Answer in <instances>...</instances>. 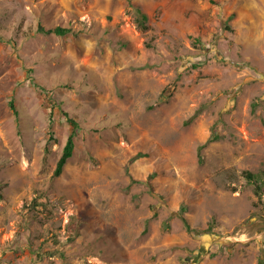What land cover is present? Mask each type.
Instances as JSON below:
<instances>
[{
    "label": "rangeland",
    "instance_id": "obj_1",
    "mask_svg": "<svg viewBox=\"0 0 264 264\" xmlns=\"http://www.w3.org/2000/svg\"><path fill=\"white\" fill-rule=\"evenodd\" d=\"M246 170L264 0H0V264H264Z\"/></svg>",
    "mask_w": 264,
    "mask_h": 264
},
{
    "label": "trees",
    "instance_id": "obj_2",
    "mask_svg": "<svg viewBox=\"0 0 264 264\" xmlns=\"http://www.w3.org/2000/svg\"><path fill=\"white\" fill-rule=\"evenodd\" d=\"M136 13H137L136 22L138 23V26L141 27L142 29H147L148 28L147 21L149 20V15L145 11H143L141 8H138V7L136 8ZM38 30L40 32L45 33V34H56L59 36L67 35L69 32L72 31V29L68 28V27L58 26L55 28H47L46 26H42V25H40L38 27ZM11 106L14 109L15 113H17L13 102H11ZM196 114H198V112ZM69 121L75 128L79 127V123L77 121H75L73 118H70ZM218 137H219L218 135L213 136V137H211V140H216ZM75 148H76V143L74 140V135H71L70 138L68 139L65 147H64L62 156L59 159L57 166L53 172V178H59L63 174L64 168H65L66 164L68 163L69 159L73 156ZM200 159L202 160V157ZM243 175L247 181H249L251 184H253L255 186V189H254L255 194L259 198L262 199L263 195H264V172L263 173H254L252 171L246 170L243 172ZM39 200H40L39 197L34 198L31 202V205L29 206V208L32 209L33 207L37 208L39 206L45 205V203H43L42 201H39ZM184 209H185V207L182 208V211ZM183 219H184V222H185V225L187 226V228L190 229V226H189L186 218L183 217ZM70 225H71V227L70 226L68 227V231L70 234L69 238H70V240H73V239H75L76 235H78L77 221L75 219H73L71 221ZM54 234L57 235L56 232ZM47 242L50 245H55V244H59V239L56 236L52 240H49ZM60 252L62 254H65L63 249H61Z\"/></svg>",
    "mask_w": 264,
    "mask_h": 264
}]
</instances>
